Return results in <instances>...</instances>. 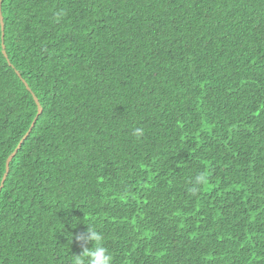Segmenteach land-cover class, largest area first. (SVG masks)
<instances>
[{
	"label": "trees",
	"instance_id": "16d2710c",
	"mask_svg": "<svg viewBox=\"0 0 264 264\" xmlns=\"http://www.w3.org/2000/svg\"><path fill=\"white\" fill-rule=\"evenodd\" d=\"M1 13L0 181L42 111L0 191V264H72L87 225L112 264H264V0Z\"/></svg>",
	"mask_w": 264,
	"mask_h": 264
},
{
	"label": "clouds",
	"instance_id": "9594fccd",
	"mask_svg": "<svg viewBox=\"0 0 264 264\" xmlns=\"http://www.w3.org/2000/svg\"><path fill=\"white\" fill-rule=\"evenodd\" d=\"M0 15L2 16L1 0H0ZM2 21H3V18H2ZM0 28H1V23H0ZM1 37H2V29H1ZM3 37H4V30H3ZM15 73H16V70H15ZM30 132H31V130H30ZM30 132H29V134H30ZM29 134H28V136H29ZM132 135L134 137H136L137 139H139L140 137H142L144 135V129L137 127L135 129H133ZM26 138L24 139V141L26 140ZM20 140H19V142H20ZM23 142H22V144H23ZM8 167H9V164H8ZM5 169H6V162H5ZM8 171H9V169H8ZM4 181H3V184H4ZM0 183H1V181H0ZM3 184H2V186H3ZM206 184H207L206 174L203 172L197 174L193 179V186L191 188V192L193 194H195L197 192L199 186L206 185ZM2 186L0 187V191H1ZM72 238H73V234L71 235V239ZM75 239L78 242H83L84 246L82 247V251L80 252V254L73 255L72 264H112L113 257H112V254L110 253V251L103 244L104 237L100 232H98L95 229L94 226L87 225L86 231L84 233L75 234ZM88 244H91V246L90 247L86 246Z\"/></svg>",
	"mask_w": 264,
	"mask_h": 264
},
{
	"label": "water",
	"instance_id": "95a60500",
	"mask_svg": "<svg viewBox=\"0 0 264 264\" xmlns=\"http://www.w3.org/2000/svg\"><path fill=\"white\" fill-rule=\"evenodd\" d=\"M0 23H1L2 37H3L4 23H3V21H2V16H1V15H0ZM2 47H3V51H2V52H3L4 56L7 57V54H6L5 50H4V45H2ZM10 65H11V64H10ZM16 73L18 74V76H20V74H19V72H18L17 70H16ZM24 84H25L26 88L29 90L28 85H27L25 82H24ZM32 96H33V99H34V101H35V103H36V105H37V114H36V116L34 117L33 122L31 123L29 129H28L27 132L24 134V136L21 138L20 142L17 144V146H16V148L14 149V151H13V152L7 157V159H6V169H5V173H4L3 177L1 178L0 187L2 186L3 181L5 180V178H6V176H7V172H8V169H9L8 164H9L10 160H11L12 157L15 155L16 151L20 148V146H21L22 142L24 141V139L28 136V134H29L31 128L34 126V123H35V120H36L37 116H38V115L41 113V111H42V108H41V106H40V104H39V101H38L37 97H36L34 94H33Z\"/></svg>",
	"mask_w": 264,
	"mask_h": 264
},
{
	"label": "rangeland",
	"instance_id": "374dc122",
	"mask_svg": "<svg viewBox=\"0 0 264 264\" xmlns=\"http://www.w3.org/2000/svg\"><path fill=\"white\" fill-rule=\"evenodd\" d=\"M5 171L3 172V175H4ZM8 174V173H7ZM3 177V176H2Z\"/></svg>",
	"mask_w": 264,
	"mask_h": 264
}]
</instances>
